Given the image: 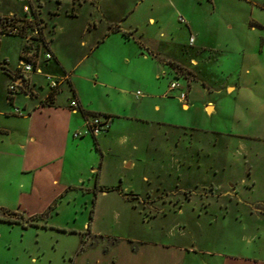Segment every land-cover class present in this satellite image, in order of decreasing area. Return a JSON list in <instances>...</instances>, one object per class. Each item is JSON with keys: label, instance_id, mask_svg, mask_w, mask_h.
Masks as SVG:
<instances>
[{"label": "rangeland", "instance_id": "1", "mask_svg": "<svg viewBox=\"0 0 264 264\" xmlns=\"http://www.w3.org/2000/svg\"><path fill=\"white\" fill-rule=\"evenodd\" d=\"M37 1L0 0V13L25 15L32 2L45 32L48 24ZM41 1L49 23L52 12H60L59 23L76 44L73 52L84 50L82 38L90 43L108 30L110 21L122 20L165 56L180 57L189 66L196 58L199 78L212 86L230 72L225 51L241 50L245 37L264 32L257 25H264V0H101L99 10L90 2L77 5V17L67 15L73 0ZM94 20L97 30L88 33L86 25ZM21 46L20 37H4L0 61L10 59L15 69ZM91 63L78 72L88 98L106 106L111 92L116 102L126 97L135 106L131 119L118 118L112 127L114 147L101 163L104 194L95 190L98 174L90 175L84 190L61 197L31 218L15 210L17 196L0 192V208L16 213L0 220V264H264V141L210 133L212 123L205 114L198 119L200 129L185 128L194 123L193 111L166 114L180 121L182 125L174 124L178 127L152 123L161 117L137 111L130 95L104 86L92 90L89 80L112 79L99 65V78L92 77ZM177 72L181 86L183 77L192 80L189 70ZM8 81L0 68V92ZM197 105L202 109L203 99ZM213 121L222 131L232 126L230 117ZM111 126L110 120L109 130ZM93 153L102 159L96 147ZM21 178L14 163H0L5 190ZM233 186L238 193L229 195Z\"/></svg>", "mask_w": 264, "mask_h": 264}, {"label": "crops", "instance_id": "2", "mask_svg": "<svg viewBox=\"0 0 264 264\" xmlns=\"http://www.w3.org/2000/svg\"><path fill=\"white\" fill-rule=\"evenodd\" d=\"M57 1L61 3V0ZM100 1L73 0L72 10L67 15L77 17V5L81 7L83 2H90L99 10ZM37 2L41 18L48 24L44 33L54 59L43 61L42 73L28 74L27 85L31 88V96L18 92L12 99L9 98V86L19 61L13 69L10 67L11 60L6 58L3 61H6L5 67L10 73L2 68L9 81L0 92V163H14L22 178L11 191L5 190L0 181V192L6 196L11 194L18 197L19 206L15 209L17 212H25L31 218L43 215L56 200L69 193L84 190L83 185L90 175L98 174L95 190L104 194L100 182L103 173L101 163H106V155L114 147L112 127L118 118L131 119L135 106L126 97L118 98L116 102L111 92L106 95L109 96L106 106L88 98L82 90V77L78 74L86 62H92V77L99 78V65L103 72L110 73L112 79L109 83H101L98 79L89 80L92 90L96 91L99 86H104L124 96L130 95L137 100V111L140 108L142 111L147 109L156 113V117L157 114L158 118L161 117L152 123L178 127L174 124L182 125L180 121L167 117L166 114L184 115L193 111L191 116L194 123L185 128L200 129L198 119H202L205 114L212 123L208 129L210 133H224L243 141H264V32L245 37L241 50L231 48L230 43V51H225L229 57L226 63L230 72H226L224 81L212 86L199 78L195 67L200 63L196 58L191 57L189 66L180 57L165 56L135 34L133 26L124 27L122 20L110 21L108 30L103 35L91 38L90 43L82 38L81 46L84 50L82 53L73 52L76 44L70 32L64 31L59 23L60 12L53 11L52 22L49 23L44 17L42 1ZM11 14L0 13V16ZM149 23L156 25V20L150 17ZM257 25L264 28L262 23ZM97 26L95 20L90 21L86 25V31L89 33L97 30ZM112 28H118L119 31H113ZM124 32L129 37H125ZM21 40L20 53L24 44L22 38ZM177 69L189 70L193 76L192 80L183 77L185 85L172 89L173 82L180 83L181 77H178L180 75ZM129 71H134V75L130 76ZM46 73L70 75V80L63 85L53 102L46 101L49 93L44 75ZM125 84L130 85L127 88ZM183 91L187 92L186 101L180 97ZM207 93H213L214 97L207 99L204 97ZM73 98L79 102L76 110L70 105ZM202 99L204 107L201 109L197 101ZM16 108L22 109L27 115L15 114ZM93 115L111 117L112 126L108 134L95 137L86 133L88 119ZM218 116L230 117L231 128L222 131L221 127L213 125V120ZM139 119L151 123L147 118ZM94 147L101 154V160L93 153ZM242 148L247 152L248 147ZM95 163H100L99 167L96 168ZM89 180L91 181L90 178ZM87 189L91 191L90 187ZM237 193L236 186L228 191L229 195Z\"/></svg>", "mask_w": 264, "mask_h": 264}, {"label": "built area", "instance_id": "3", "mask_svg": "<svg viewBox=\"0 0 264 264\" xmlns=\"http://www.w3.org/2000/svg\"><path fill=\"white\" fill-rule=\"evenodd\" d=\"M30 10L25 15L11 14L0 16V42L4 37L18 36L23 39V48L19 57V64L16 73L13 74V80L9 86V98L12 99L18 92H23L28 96L32 95L31 88L27 85L28 74L42 73L41 65L43 61L49 62L54 59V54L50 50L49 41L44 36L43 24L33 15L34 10L31 2ZM182 20V19H181ZM193 38L191 41L193 42ZM6 61H0V68L5 67ZM49 93L46 96L47 102H53L56 95L62 90L64 84L70 80L69 74L53 75L44 74ZM23 85V86H22ZM180 83L175 81L171 84L172 89L180 88ZM140 94V92H138ZM183 101L187 100V92L183 91L180 95ZM71 107L76 110L79 108V102L73 98ZM15 114L26 116L25 112L15 109ZM87 132L97 137L110 128V120L103 116H93L88 119ZM79 136V134H76Z\"/></svg>", "mask_w": 264, "mask_h": 264}, {"label": "trees", "instance_id": "4", "mask_svg": "<svg viewBox=\"0 0 264 264\" xmlns=\"http://www.w3.org/2000/svg\"><path fill=\"white\" fill-rule=\"evenodd\" d=\"M74 1H76V0H74ZM112 30L113 31H119L118 28H112ZM123 34L125 37H129V34L127 32H124ZM3 69L6 70V72L10 73V71L6 67H3ZM93 116H100V115H93ZM105 118L111 120V117H109V116H106ZM0 213L3 214L2 216H0V220H9L10 219L9 215H15L16 214V213L10 212L9 210L4 209V208H0Z\"/></svg>", "mask_w": 264, "mask_h": 264}]
</instances>
